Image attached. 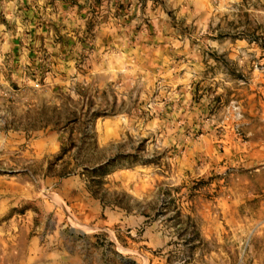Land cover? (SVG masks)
Masks as SVG:
<instances>
[{"label":"rangeland","instance_id":"obj_1","mask_svg":"<svg viewBox=\"0 0 264 264\" xmlns=\"http://www.w3.org/2000/svg\"><path fill=\"white\" fill-rule=\"evenodd\" d=\"M0 264H264V0H0Z\"/></svg>","mask_w":264,"mask_h":264}]
</instances>
